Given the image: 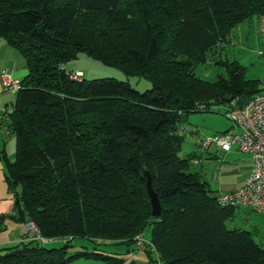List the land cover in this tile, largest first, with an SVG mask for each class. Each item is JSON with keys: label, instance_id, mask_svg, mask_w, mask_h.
I'll use <instances>...</instances> for the list:
<instances>
[{"label": "trees", "instance_id": "16d2710c", "mask_svg": "<svg viewBox=\"0 0 264 264\" xmlns=\"http://www.w3.org/2000/svg\"><path fill=\"white\" fill-rule=\"evenodd\" d=\"M262 15L264 0H0V38L27 69L8 110L13 218L64 238L47 248L27 235L0 248V264H138L124 252L147 227L162 264H264V248L232 222L239 206H222L191 171L197 154L179 156L182 112L242 105L263 89L226 54L232 30ZM79 53L150 88L73 79L66 65ZM209 60L224 68L214 80L195 74Z\"/></svg>", "mask_w": 264, "mask_h": 264}, {"label": "crops", "instance_id": "0c3cea01", "mask_svg": "<svg viewBox=\"0 0 264 264\" xmlns=\"http://www.w3.org/2000/svg\"><path fill=\"white\" fill-rule=\"evenodd\" d=\"M5 69L13 78L18 80L23 79L27 73L23 57L3 38H0V74ZM15 98L16 93L4 91L0 82V119L3 110L10 108ZM188 135L190 137L195 136L194 134ZM200 139L198 142L196 141L200 149L199 152L195 153L197 154L195 157L197 162H192V164L200 166V171L205 169L204 174L196 172L199 178L204 180L216 195L239 188L250 170V155L238 151L235 147L225 152L215 144L210 145L208 149H203L199 144ZM15 149L14 135L6 134L0 124V248L18 243L28 235V224L13 218L15 214L14 196L6 179V163L13 160ZM232 222L249 230L255 241L264 248V213L256 212L249 207L239 206ZM124 259L126 263L135 261L138 264H150L148 254L137 249L124 255Z\"/></svg>", "mask_w": 264, "mask_h": 264}, {"label": "rangeland", "instance_id": "374dc122", "mask_svg": "<svg viewBox=\"0 0 264 264\" xmlns=\"http://www.w3.org/2000/svg\"><path fill=\"white\" fill-rule=\"evenodd\" d=\"M258 19L259 17H253L251 20L241 23L232 30L229 37H227L226 54L228 59H236L238 63L244 67L245 76L247 78L262 79L264 74V59L259 53ZM66 67L71 69V73H83L85 78L88 79L114 77L118 80H128L130 84L139 91L150 88V82L148 80L135 75L127 76L118 68L105 65L98 60L88 57L84 53H79L77 58L68 63ZM218 72H224V68L221 65L212 64L211 60L195 68V74L206 80H214ZM226 110L227 107L224 105H213L205 112H182L181 116L183 118V123L181 126L184 129H181L180 133L184 136V141L179 156L184 157L187 154L199 152L200 149L197 145L199 138L226 131L231 126V121L225 114ZM187 126L195 129V131L191 133L195 136L190 137L186 133L185 127ZM191 171L204 174L205 169L200 171L199 165L191 163ZM150 230L151 228L147 227L144 234L135 236L136 241H139L141 238L143 240H148L150 237ZM41 243L47 248L59 247L64 243V238H52L51 240L41 241ZM74 243L79 245L81 242L75 240ZM136 246L137 250L143 252L146 249L138 248L143 245ZM149 252L153 254V260H151L148 255L149 263L157 264L158 256L155 249H149ZM126 254L127 252L125 251L124 255ZM84 261H80L79 263ZM130 262L131 261H129V263Z\"/></svg>", "mask_w": 264, "mask_h": 264}, {"label": "built area", "instance_id": "2783aa9c", "mask_svg": "<svg viewBox=\"0 0 264 264\" xmlns=\"http://www.w3.org/2000/svg\"><path fill=\"white\" fill-rule=\"evenodd\" d=\"M260 36V56L264 59V15L258 19ZM70 77L81 79L82 73L72 72ZM0 82L4 91L16 93L21 88V80L11 76L7 69L1 72ZM263 89L251 96L244 104H236L226 110V117L231 121V126L224 132L208 135L199 140L203 149H208L215 144L222 151L228 152L235 147L240 152L248 153L251 157V167L245 177L244 183L237 189L219 194L218 200L222 206H243L264 213V74L261 79ZM202 109L203 106L199 105ZM8 110L4 109L1 115V127L6 134L8 129ZM192 162H197L193 159ZM28 235L42 238L36 226L29 222ZM139 249H152L154 246L142 238L137 241ZM157 264H162L159 260Z\"/></svg>", "mask_w": 264, "mask_h": 264}, {"label": "water", "instance_id": "95a60500", "mask_svg": "<svg viewBox=\"0 0 264 264\" xmlns=\"http://www.w3.org/2000/svg\"><path fill=\"white\" fill-rule=\"evenodd\" d=\"M145 189L146 193L149 197L150 204H151V212L152 215L155 217H158L161 212V206L159 202V198L156 194V192L153 190L152 185H151V176L149 173L145 172Z\"/></svg>", "mask_w": 264, "mask_h": 264}]
</instances>
